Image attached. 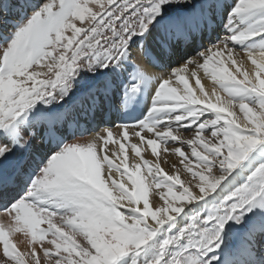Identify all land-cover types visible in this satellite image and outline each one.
<instances>
[{
    "label": "snow or ice",
    "instance_id": "6c2138e0",
    "mask_svg": "<svg viewBox=\"0 0 264 264\" xmlns=\"http://www.w3.org/2000/svg\"><path fill=\"white\" fill-rule=\"evenodd\" d=\"M0 213V264H264V0H0Z\"/></svg>",
    "mask_w": 264,
    "mask_h": 264
},
{
    "label": "bare ground",
    "instance_id": "6f19581e",
    "mask_svg": "<svg viewBox=\"0 0 264 264\" xmlns=\"http://www.w3.org/2000/svg\"><path fill=\"white\" fill-rule=\"evenodd\" d=\"M230 70L235 72V67L231 66L230 64L228 65ZM244 67H251L250 62L246 65H244ZM200 77H201V82L203 87L209 92V94L211 93V89L213 88V86H215L217 88V91L220 93V95L222 97H225L226 94L220 90L219 85L215 84L209 77H206L203 73V71H201L199 73ZM190 79V84L192 87H196L195 84V80L193 78H189ZM182 87V86H181ZM199 94V93H198ZM213 100L215 99L214 97L212 98ZM237 115L242 119L243 118V114L239 113L238 109H237ZM112 123H119V121L116 119V116L113 114L112 116ZM95 123L99 126L100 129H103L105 127V123H102L99 118L95 121ZM107 126H111V124L107 125ZM120 130L119 129H113L114 132V139H119V135L117 134ZM104 135H106V133H102ZM95 135V133H90L88 136H85L83 139L84 140H90L92 138V136ZM184 135L187 136L188 133L184 132ZM139 140L138 137H135L133 135H129V140L125 141L124 143L126 144V150L128 152L129 155V168L132 169V166L134 163H140L141 164V175L146 176L147 175V169L143 166V161L147 160V161H151L153 164L159 162L161 167L169 172V174H172L173 172L179 170L181 179L183 181H185V183L187 182V179L191 178V174L187 173L184 169H183V165H181L179 163L180 157L178 156V154L175 153H170V152H165L164 151V145L161 146V148L158 150L159 152V156H153L151 153V150L148 149L146 147V145H142L141 146V157H135L134 153L131 150V143H137ZM171 143V142H170ZM110 149H114L117 154L118 157H113V159L116 161V163H120L121 160H123V153L119 152V144H110L109 145ZM185 150L186 152L190 153V149L187 148V145H185ZM111 155V152L109 153ZM165 161H167V163H165ZM172 164L176 165V168L173 169L171 167ZM114 175H116L114 173ZM119 179V177H117ZM123 180L126 184H128L129 186L131 185V182L128 180L127 176L123 177ZM147 182V181H146ZM161 191L160 189H156L154 186H151L149 188V201L150 203H152L153 199H158V195L157 193ZM162 203V202H161ZM10 220V217H8L6 214L4 213H0V222H3L5 225L8 224ZM47 225H42V227H46ZM11 240L16 244V247L19 251H21L22 253H30L31 248L32 247H37V250L39 251V247L38 245H33L30 243L31 237L28 236L26 233H20V232H15L11 234ZM77 239H80L79 237ZM232 246L233 247H238L243 243V240L241 238H234L232 240ZM0 254H2V245H0ZM42 255V254H41ZM28 259V256H25V260Z\"/></svg>",
    "mask_w": 264,
    "mask_h": 264
}]
</instances>
